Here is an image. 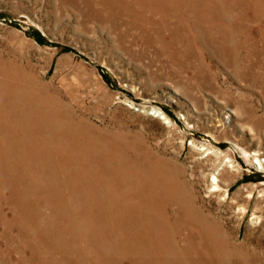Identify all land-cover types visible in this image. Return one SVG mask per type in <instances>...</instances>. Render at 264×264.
I'll use <instances>...</instances> for the list:
<instances>
[{
  "label": "rangeland",
  "instance_id": "rangeland-1",
  "mask_svg": "<svg viewBox=\"0 0 264 264\" xmlns=\"http://www.w3.org/2000/svg\"><path fill=\"white\" fill-rule=\"evenodd\" d=\"M100 1L0 0V70L3 68L12 77L29 73L44 76V81L50 85V93L44 96L50 111L64 116L59 120L56 117L57 125L66 123L70 116L84 117L88 125L114 141L120 158L137 157L149 151L169 159L174 163L172 170H182V178L192 184L197 203L205 205L207 212L214 211L213 215L222 217L234 236L247 239L264 264V0H208L210 3L207 0H134L138 3L131 12L98 15L96 3ZM130 32L132 36L128 35ZM156 110L167 118L157 116ZM0 118L1 141L2 137L10 136V130L17 125ZM85 122L80 125H87ZM17 127L15 136L24 140L29 132ZM82 136L78 137L80 144L79 141H85ZM44 138L56 136L42 129L34 130L33 142ZM41 145L38 142L35 147L38 149ZM13 146L24 156L22 147L17 148L15 143ZM9 150L0 152V264H132L131 252L135 245H140L141 238L132 242L124 240V249L117 245L123 235L128 238V231L120 229L123 218L120 208L124 210L131 201L126 196V186L109 173L112 167L108 161L100 164L94 152L88 156L90 159L86 157L91 160L89 163L96 158L91 164L87 163L86 170L90 173L81 175L83 181H90L91 170L96 167L95 178L116 179L113 190L108 188V192L124 201L100 209V212H108L109 220H114L109 225L111 239L99 230L105 228L104 222L100 223L94 238L92 219H85L87 222L83 224L73 214L88 201L84 196L83 202L77 201L72 188L74 182L69 184L65 180V175H70L63 168L76 166L70 163L78 152H67L65 157L69 161L64 159L65 164L58 153L50 159L39 157L28 162L16 161L13 150L7 154ZM99 164L104 170L100 171ZM46 165H53L52 171L44 169ZM214 171L224 188L219 196L209 187ZM227 191V197L223 198ZM89 194L92 193L85 190L82 195ZM97 197L100 196L95 197L98 202ZM115 225H118L116 230Z\"/></svg>",
  "mask_w": 264,
  "mask_h": 264
},
{
  "label": "bare ground",
  "instance_id": "bare-ground-1",
  "mask_svg": "<svg viewBox=\"0 0 264 264\" xmlns=\"http://www.w3.org/2000/svg\"><path fill=\"white\" fill-rule=\"evenodd\" d=\"M67 1V0H66ZM72 1V0H71ZM84 1V0H83ZM94 1V0H93ZM96 1V0H95ZM136 1V0H135ZM145 1V0H144ZM157 1V0H155ZM195 1V0H194ZM208 1V0H207ZM213 1V0H212ZM211 1V2H212ZM250 1V0H249ZM58 2V0H57ZM65 2V1H64ZM74 2V1H73ZM80 2V1H79ZM141 2V0H140ZM139 2V4H140ZM143 2V1H142ZM160 2V1H159ZM170 2V1H169ZM186 2V1H184ZM183 2V3H184ZM192 2V1H191ZM210 3V1H208ZM232 2V1H231ZM60 3V2H59ZM134 0H102L100 3H96L99 7L97 14L112 13L118 14L119 12L134 10ZM138 3V2H137ZM136 3V4H137ZM156 3V2H155ZM176 3H178L176 1ZM181 3V2H180ZM182 3V4H183ZM200 3V2H199ZM223 3V1H222ZM237 3V2H236ZM243 3V2H242ZM58 4V3H57ZM72 3H69V5ZM75 4V3H74ZM92 4V3H91ZM148 4V3H147ZM174 4V3H173ZM193 4V2H192ZM208 4V3H207ZM226 4V3H225ZM232 4V3H231ZM244 4V3H243ZM55 5V4H54ZM61 5V4H60ZM78 5V4H77ZM81 5V4H80ZM89 5V3H88ZM160 5V4H159ZM166 5V3L164 4ZM212 5V4H211ZM233 5V4H232ZM65 6V5H64ZM96 6V7H97ZM149 6V5H147ZM153 6V5H152ZM156 6V5H155ZM170 6V5H169ZM174 6V5H173ZM172 6V7H173ZM187 6V5H186ZM224 6V5H223ZM226 6V5H225ZM249 6V4H248ZM82 7V6H81ZM93 7V5H92ZM164 7V6H163ZM168 7V6H167ZM177 7V6H176ZM183 7V6H180ZM212 7V6H211ZM228 7V6H226ZM252 7V6H251ZM254 7V6H253ZM252 7V8H253ZM80 8V7H79ZM140 8V6H139ZM145 8V7H144ZM152 8V7H151ZM150 8V9H151ZM157 8V6H156ZM191 8V7H190ZM199 8V7H198ZM219 8V7H218ZM232 8V7H231ZM246 8V7H244ZM243 8V9H244ZM251 8V9H252ZM264 8V7H263ZM262 8V9H263ZM93 9V8H92ZM153 9V8H152ZM151 9V10H152ZM161 9V8H160ZM164 9V8H162ZM185 9V8H184ZM189 9V8H188ZM207 9V8H206ZM212 9V8H211ZM65 10V9H63ZM95 10V9H94ZM97 10V9H96ZM139 10V9H138ZM149 10V9H148ZM155 10V9H154ZM158 10V9H157ZM178 10V9H177ZM180 10V9H179ZM196 10V9H195ZM194 10V11H195ZM199 10V9H198ZM238 10V9H237ZM256 10V9H255ZM58 11V10H57ZM82 11L83 8H82ZM142 11V10H141ZM211 11V10H210ZM209 11V12H210ZM215 11V9H214ZM250 11V10H249ZM86 12V11H85ZM93 12V10H91ZM134 12V11H133ZM163 12V11H161ZM160 12V13H161ZM168 12V11H167ZM188 12V11H187ZM212 12V11H211ZM94 13V12H93ZM126 13V12H125ZM124 13V14H125ZM138 13V12H137ZM150 13V12H149ZM173 13V12H172ZM176 13V12H175ZM202 13V12H200ZM224 13V11H223ZM227 13V12H225ZM255 13V12H254ZM80 14V13H79ZM91 14V13H90ZM121 14V13H120ZM158 14V13H157ZM164 15V13H162ZM184 14V13H183ZM182 14V15H183ZM232 14V13H231ZM250 14V13H248ZM258 14V13H257ZM263 14V13H262ZM88 15V14H87ZM122 15V14H121ZM133 15V13H132ZM140 15V14H139ZM145 15V14H144ZM177 15V14H176ZM175 15V16H176ZM180 15V14H179ZM188 15V14H187ZM208 15V13H207ZM206 15V16H207ZM212 15V14H211ZM226 15V14H225ZM260 15V14H259ZM108 16V15H107ZM117 16V15H114ZM127 16V15H126ZM134 16V15H133ZM152 16V15H151ZM159 16V15H158ZM162 16V15H161ZM189 16V15H188ZM214 16V15H212ZM216 16V15H215ZM219 16V13H218ZM247 16V15H246ZM245 16V17H246ZM99 17V16H98ZM140 17H142L140 15ZM160 17V16H159ZM179 17V16H178ZM221 18V16H219ZM230 17V16H229ZM91 18V17H90ZM100 18V17H99ZM103 18V17H102ZM105 18V17H104ZM111 18H114L113 15ZM110 18V19H111ZM119 18V17H118ZM122 18V17H121ZM125 18V17H124ZM136 18V17H135ZM194 18V17H193ZM211 18V17H210ZM260 18V17H259ZM106 19V18H105ZM131 19V17H130ZM140 19V18H139ZM145 19V18H144ZM150 19V18H149ZM159 19V18H158ZM171 19V18H170ZM173 19V18H172ZM177 19V18H176ZM181 19V18H180ZM186 19V18H185ZM188 19V18H187ZM224 19V18H223ZM248 19V18H247ZM264 19V18H263ZM119 20V19H118ZM137 20V19H135ZM152 20V19H151ZM165 20V19H163ZM192 20V19H191ZM218 20V19H217ZM222 20V19H220ZM227 20V19H226ZM242 20V19H241ZM251 20V19H250ZM248 20V21H250ZM117 21V20H116ZM138 21V20H137ZM146 21V20H145ZM176 21V20H175ZM186 21V20H185ZM184 21V23H185ZM202 21V20H201ZM229 21V19H228ZM259 21V20H258ZM93 22V21H92ZM111 22V21H110ZM125 22V21H124ZM135 22V21H134ZM153 22V21H152ZM171 22V21H170ZM179 22V21H178ZM177 22V23H178ZM204 22V21H202ZM201 22V23H202ZM214 22V21H213ZM225 22V20H224ZM237 22V21H236ZM255 22V21H254ZM257 22V21H256ZM116 23V22H114ZM137 23V22H136ZM159 23V22H158ZM211 23V22H210ZM249 23V22H248ZM140 24V23H139ZM151 24V21H150ZM172 24V23H170ZM175 24V23H174ZM172 24V25H174ZM180 24V23H179ZM178 24V26H179ZM190 24V23H189ZM200 24V23H199ZM217 24V23H215ZM228 24V23H226ZM232 23H230L231 25ZM263 24V23H262ZM111 25V24H110ZM119 25V23H118ZM147 25V24H146ZM156 25V24H155ZM176 25V24H175ZM196 25V24H195ZM244 25V24H243ZM104 26V25H102ZM117 26V25H116ZM122 26V24H121ZM128 26V25H127ZM152 26V25H151ZM167 26V25H166ZM165 26V27H166ZM169 26V25H168ZM186 26V25H185ZM190 26V25H189ZM197 26V25H196ZM195 26V27H196ZM206 26V25H205ZM204 26V27H205ZM210 26V25H209ZM224 26H226L224 24ZM250 26V25H249ZM254 26V25H253ZM252 26V27H253ZM123 27V26H122ZM130 27V26H129ZM138 27V26H135ZM146 27V26H144ZM148 27V26H147ZM164 27V26H163ZM176 27V26H175ZM181 27V26H180ZM188 27V26H187ZM193 27V26H192ZM236 27V26H235ZM111 28V27H110ZM141 28V27H140ZM178 28V27H177ZM191 28V27H189ZM203 28V27H202ZM212 28V27H211ZM225 28V27H224ZM228 28V27H227ZM246 28V27H245ZM262 28V27H261ZM114 29V28H113ZM124 29V28H123ZM122 29V31H123ZM126 29V26H125ZM129 29V28H128ZM127 29V30H128ZM135 29V28H134ZM151 29V28H150ZM155 29V27H154ZM176 29V28H175ZM207 29V28H206ZM205 29V31H206ZM230 29V28H229ZM233 29V28H232ZM259 29V28H258ZM136 30V29H135ZM139 30V29H138ZM147 30V29H146ZM174 30V29H173ZM178 29H176L177 31ZM192 30V29H191ZM199 30V29H198ZM201 30V29H200ZM211 30V29H210ZM213 30V28H212ZM211 30V31H212ZM237 30V29H236ZM241 30V29H240ZM114 31V30H113ZM116 31V30H115ZM121 31V32H122ZM132 31V29H131ZM141 31V29H140ZM148 31V30H147ZM155 31V30H154ZM161 31V30H160ZM159 31V32H160ZM171 31V30H170ZM179 31V30H178ZM186 31V30H185ZM208 31V30H207ZM210 31V32H211ZM220 31V30H218ZM239 31V30H238ZM253 31V30H252ZM257 31V30H256ZM134 32V31H133ZM133 32L128 35L133 34ZM143 32V31H142ZM151 32V31H150ZM149 32V33H150ZM174 32V31H173ZM182 32V31H181ZM189 32V31H188ZM187 32V33H188ZM194 32V31H191ZM215 32V31H214ZM221 32V31H220ZM227 32V31H226ZM250 32V31H249ZM127 33V32H126ZM207 33V32H206ZM209 33V32H208ZM213 33V32H212ZM216 33V32H215ZM232 33V32H231ZM248 33V32H247ZM145 34V33H144ZM148 34V33H147ZM152 34V33H151ZM160 34V33H159ZM166 34V33H165ZM176 34H178L176 32ZM183 34V33H182ZM244 34V33H243ZM141 35V33H140ZM143 35V34H142ZM162 35V34H161ZM170 35V34H168ZM173 35V34H172ZM212 35V34H211ZM218 35V34H217ZM236 35V34H235ZM125 36V35H124ZM132 36V35H131ZM138 36V35H137ZM156 36V35H155ZM182 36V35H181ZM185 35H183L184 38ZM201 36V35H200ZM222 36V35H221ZM151 37V35H150ZM162 37V36H161ZM168 37V36H167ZM174 37V36H173ZM178 37V36H177ZM208 37V36H207ZM233 37V35H232ZM256 37V36H255ZM155 38V37H154ZM176 38V37H175ZM182 38V39H183ZM188 38V37H187ZM196 38V37H195ZM202 38V36H201ZM204 39L206 37H203ZM215 38V37H214ZM118 39V38H117ZM124 39V38H123ZM166 39V38H165ZM171 39V37H170ZM191 39V38H189ZM227 39V38H226ZM251 39V38H250ZM259 39V38H258ZM257 39V40H258ZM120 40V39H119ZM135 39L133 38L132 41ZM158 40V39H157ZM162 40V39H161ZM167 40V39H166ZM188 40V39H185ZM197 40V39H196ZM213 40V39H212ZM219 40V39H218ZM225 40V39H224ZM249 40V39H248ZM156 41V40H155ZM165 41V40H164ZM170 41V40H169ZM173 41V40H172ZM178 41V40H177ZM183 41V40H182ZM192 41V40H191ZM207 42V40H205ZM250 41V40H249ZM262 41V40H261ZM119 42V41H118ZM129 42V41H128ZM136 42V41H135ZM167 42V41H166ZM175 42V41H174ZM186 42V41H185ZM209 42V41H208ZM211 42V40H210ZM232 42V41H231ZM237 42V41H236ZM253 42V41H252ZM251 42V43H252ZM260 42V41H258ZM257 42V44H258ZM127 43V42H126ZM160 43V42H159ZM173 43V42H172ZM178 43V42H177ZM176 43V44H177ZM254 43V42H253ZM157 44V43H156ZM169 44V42H168ZM195 44V43H194ZM231 44V43H230ZM227 43V45H230ZM256 44V45H257ZM264 44V43H263ZM124 45V44H123ZM122 45V46H123ZM138 45V44H137ZM153 45V44H152ZM166 45V44H165ZM171 45V43H170ZM182 45V44H181ZM214 45V44H213ZM216 45V44H215ZM226 45V43H225ZM161 46V45H160ZM164 46V45H163ZM173 46H176L173 44ZM188 46V44H187ZM207 46V45H206ZM217 46V45H216ZM215 46V47H216ZM221 46V45H220ZM253 46V45H252ZM264 46V45H263ZM131 47V46H130ZM178 47V46H176ZM191 47V46H190ZM229 47V46H228ZM232 47V46H231ZM236 47V46H235ZM158 48V47H157ZM160 48V47H159ZM164 48V47H163ZM166 48V47H165ZM171 48V47H170ZM169 48V49H170ZM179 48V47H178ZM196 48V47H195ZM207 48V47H206ZM210 48V47H209ZM218 48V47H217ZM225 48V47H224ZM237 48V47H236ZM240 48V47H239ZM242 48V47H241ZM253 48V47H252ZM131 49V48H130ZM168 49V48H167ZM208 49V48H207ZM216 49V48H215ZM219 49V48H218ZM157 50V49H156ZM161 50V49H160ZM174 50V49H173ZM194 50V49H193ZM209 50V49H208ZM224 50V49H223ZM229 50V49H228ZM257 50V49H256ZM130 51V50H129ZM147 51V50H146ZM145 51V52H146ZM149 51V50H148ZM158 51V50H157ZM163 51V49H162ZM180 51V50H179ZM189 51V49H188ZM197 51V50H196ZM231 51V49H230ZM262 51V50H261ZM164 52V51H163ZM167 52V51H166ZM170 52V51H169ZM213 52V51H212ZM216 52V51H215ZM219 52V51H217ZM165 53V52H164ZM163 53V54H164ZM178 53V52H177ZM184 53V52H183ZM188 54V52H186ZM192 53V52H191ZM202 53V52H201ZM206 53V52H204ZM214 53V52H213ZM230 53V52H229ZM145 54V53H144ZM147 54V53H146ZM170 54V53H169ZM174 54V53H173ZM179 54V53H178ZM177 54V55H178ZM181 54V53H180ZM223 54V52H222ZM236 54V53H235ZM258 54V53H257ZM167 55V54H166ZM165 55V56H166ZM186 55V54H185ZM197 55V54H196ZM202 55V54H201ZM230 55V54H228ZM256 55V54H255ZM180 56V55H179ZM190 56V55H189ZM207 56V55H204ZM215 56V55H214ZM262 56V54H261ZM264 56V55H263ZM181 57V56H180ZM228 57V56H227ZM177 58V57H176ZM191 58V56H190ZM189 58V59H190ZM203 58V57H202ZM226 58V57H225ZM158 59V58H157ZM168 59V58H167ZM186 59V57H185ZM219 59V58H218ZM229 59V58H228ZM172 60V59H171ZM191 60V59H190ZM233 60V59H232ZM242 60V59H241ZM192 61V60H191ZM205 61V60H204ZM236 61V60H235ZM260 61V60H258ZM182 62V61H181ZM180 62V63H181ZM202 62V61H201ZM224 62V61H223ZM185 63V62H184ZM208 63V62H207ZM226 63V62H225ZM229 63V62H228ZM175 65V64H174ZM205 65V64H204ZM264 65V64H263ZM2 66V64H1ZM201 66V65H200ZM212 66V65H211ZM235 66V65H234ZM259 66V65H258ZM204 67V66H203ZM238 67V66H237ZM172 68V66H171ZM180 68V67H179ZM182 68V67H181ZM6 69H9L6 68ZM12 69V68H11ZM186 69V68H185ZM189 69V68H188ZM203 69V68H202ZM263 69V68H262ZM183 70V69H182ZM181 70V71H182ZM196 70V69H195ZM206 70V69H205ZM10 71V70H9ZM174 71V70H173ZM201 71V70H200ZM208 71V69H207ZM249 71V69H248ZM21 72V71H20ZM23 72V71H22ZM21 72V73H22ZM189 72V70H188ZM191 72V71H190ZM14 73V72H13ZM12 73V74H13ZM19 73V72H18ZM17 73V74H18ZM27 73V72H26ZM198 73V72H197ZM205 73V72H204ZM177 74V72H176ZM208 74V73H207ZM215 74V73H214ZM212 74V75H214ZM245 74V73H244ZM243 74V75H244ZM30 75V73H29ZM21 75L12 77V75L3 68L0 70V116L7 121L14 122V125H19V129L25 134L24 140L22 137H16L17 126L10 130L11 135L2 137L0 141V152L7 149L9 153H15L16 161H35L39 157L45 160L47 157L50 159L54 153H58L62 157V161L66 164L69 161L66 158V153L70 150L77 151L78 155L74 161H71L70 165H76L75 167H64L66 172L70 176L65 175L67 183H73L74 195L77 201L83 202V196L88 203H83L73 211L74 218L86 223L87 220L92 219L91 227H93V237L98 234V227L100 223L106 224L104 229H100L107 238H110L111 220L108 219V212H100V209L109 206L113 203L124 202L118 198L115 194L108 192V188L113 190L114 183L117 180L108 178L104 180V176L95 178L97 169L91 170L90 181L86 182L82 180L81 175L90 173L87 169V163L91 160V156L94 152L97 157L100 158V164H103L106 160L111 165L109 173L111 176L118 177L124 186H126V196L131 201L130 204L123 210L122 223H120V229L122 231H128V238L123 235L117 242L119 247H125L124 240L134 241L136 238H141L140 245H135L130 255L129 260L132 264H261V259L258 258L254 246L249 244L248 240H242L239 236H234L232 232L225 225L222 217L218 218L211 212H207L205 205L197 203L194 196V189L190 182H187L182 178V170H172V165L169 159L164 158L158 154L146 151V154L139 153L137 157H118V152L114 141L105 138L100 130L90 124L84 117L74 118L70 116L71 122L56 124L57 118L64 119L61 114L53 115L54 112L50 111L48 100L46 101L44 96L47 94L50 85L44 81V76L40 74ZM174 75V74H173ZM203 75V73H202ZM211 75V76H212ZM251 75V74H250ZM253 75V73H252ZM182 76V75H181ZM190 76V75H189ZM184 77V76H183ZM198 77V76H197ZM188 78V77H187ZM193 78V77H192ZM254 78V77H253ZM184 79V78H182ZM213 79V78H211ZM194 80V79H193ZM201 80V79H200ZM204 81V79H203ZM254 81V80H253ZM252 81V82H253ZM183 82V81H182ZM262 82V81H261ZM217 84V83H216ZM208 85V84H207ZM255 85V84H254ZM217 86V85H216ZM213 87V86H212ZM216 88V87H215ZM50 93V92H48ZM54 95V94H53ZM48 98V97H47ZM52 99H50L51 101ZM53 101V100H52ZM59 102V101H58ZM57 105V104H56ZM59 107V105H58ZM56 108V106H55ZM59 109V108H58ZM56 110V109H54ZM68 112V110H67ZM66 113V112H65ZM69 113V112H68ZM3 114V115H2ZM73 114V113H72ZM157 116L161 118H167L159 110H156ZM66 115V114H65ZM69 115V114H68ZM57 117V118H56ZM66 119H68L66 117ZM1 120V118H0ZM56 120V122H55ZM86 121V122H85ZM169 121V120H167ZM83 122L87 125H80ZM2 123V122H1ZM6 124V123H5ZM2 127V125H0ZM12 127V126H10ZM43 130L46 134H53L56 138H44L33 142L34 130ZM4 130V129H3ZM7 131V130H6ZM106 131V130H105ZM104 131V132H105ZM2 132V131H1ZM4 133V132H3ZM36 133V132H35ZM110 133V132H109ZM19 134V133H18ZM45 134V133H44ZM1 135V134H0ZM83 135L85 141L81 144L78 143V137ZM50 136V135H49ZM81 137V138H82ZM17 138V139H15ZM77 138V142L75 141ZM8 139V140H7ZM42 143L37 149L35 144ZM122 142V141H121ZM17 144L18 147L24 149V156L18 151L13 149V144ZM119 146V145H118ZM16 148V149H17ZM128 148V147H127ZM21 149V148H20ZM19 149V150H20ZM79 150V151H78ZM83 151V153H81ZM141 151V150H139ZM4 153V152H3ZM131 153V152H130ZM155 153V152H154ZM134 154V153H133ZM68 155V154H67ZM2 156V155H1ZM22 156V157H21ZM122 156V155H121ZM6 157V156H5ZM88 157V159L86 158ZM10 158V157H9ZM14 158V157H13ZM47 159V160H48ZM96 159V158H95ZM95 159L93 161H95ZM1 160V159H0ZM60 160V159H59ZM3 161V160H2ZM7 161V160H6ZM12 161V160H11ZM92 161V162H93ZM9 162V161H8ZM61 162V161H59ZM91 162V163H92ZM14 163V162H13ZM18 163V162H17ZM25 163V162H24ZM23 163V164H24ZM42 163V162H41ZM89 163V164H91ZM95 163V162H94ZM227 163V162H226ZM8 164V163H7ZM32 164V163H31ZM54 164V163H53ZM97 166L101 170L104 167ZM22 165V164H20ZM42 165V164H41ZM45 165V163H44ZM16 167V166H15ZM21 167V166H20ZM94 167V166H93ZM14 168V167H13ZM17 168V167H16ZM22 168V167H21ZM26 168V167H25ZM19 169V168H18ZM24 169V168H23ZM28 169V168H27ZM44 169L52 171L53 165H46ZM1 170V169H0ZM7 170V168H6ZM10 170V169H9ZM22 170V169H21ZM99 170V169H98ZM4 171V170H3ZM44 171V170H43ZM7 172V171H6ZM11 172V171H10ZM36 172V171H35ZM40 172V171H39ZM219 172V170H218ZM76 176H75V174ZM95 173V175H93ZM42 174V173H41ZM62 174V173H61ZM63 175V174H62ZM101 175V174H100ZM212 179L210 180L209 187H212L220 195V191L223 188L220 183V177L217 172H212ZM15 176V175H14ZM86 176V175H85ZM13 177V176H12ZM27 177V176H26ZM73 177V181H71ZM3 178V177H2ZM8 178V177H7ZM16 178V177H15ZM42 178V177H41ZM49 178V177H48ZM57 178V177H56ZM103 178V179H102ZM7 180V179H6ZM4 180V181H6ZM30 180V179H29ZM33 180V179H32ZM85 180V179H84ZM104 180V181H102ZM119 180V181H120ZM10 181V180H9ZM8 181V182H9ZM21 181V180H20ZM14 182V181H13ZM28 182V181H27ZM43 182V181H42ZM47 182V181H46ZM56 182V181H55ZM65 182V181H64ZM2 183V182H1ZM12 183V182H11ZM32 183V182H31ZM69 183V184H70ZM42 184V183H41ZM52 184V183H51ZM63 184V183H62ZM87 184V188L85 187ZM9 185V184H8ZM11 187L13 184H10ZM37 185V184H36ZM45 186V185H44ZM37 187V186H36ZM39 187V186H38ZM123 187L121 189H123ZM15 188V187H14ZM84 188V190H83ZM107 188V189H106ZM120 187H118V190ZM24 189V188H23ZM49 189V188H48ZM35 190V189H34ZM87 190L89 195H82ZM5 191V190H4ZM7 191V190H6ZM22 191V190H21ZM57 191V190H56ZM27 192V191H26ZM30 192V191H29ZM40 192V191H39ZM64 192V191H63ZM12 193V192H11ZM18 193V192H17ZM44 193V192H43ZM40 193V194H43ZM123 193V190L120 192ZM227 192L224 193V197H227ZM6 194V193H5ZM46 194V193H45ZM70 194V193H69ZM97 194L100 197L98 202L96 200ZM28 195V194H27ZM30 195V194H29ZM56 195V194H55ZM63 195V194H62ZM96 195V196H95ZM123 195V194H122ZM73 196V195H72ZM13 197V196H12ZM22 197V196H21ZM27 197V196H26ZM4 198V197H3ZM32 198V197H31ZM65 198V197H64ZM74 198V197H72ZM36 200V199H35ZM51 200V199H50ZM15 202V201H14ZM26 202V201H25ZM39 202V200H38ZM18 203V202H17ZM21 203V202H20ZM54 203V202H53ZM63 203V202H62ZM70 203V202H69ZM49 204V203H48ZM126 204V203H125ZM18 205V204H17ZM75 205V203H74ZM115 205V204H114ZM37 206V205H36ZM50 206V205H49ZM233 206V204H232ZM242 207V206H241ZM42 208V207H41ZM44 209V208H43ZM65 209V208H64ZM117 209V208H116ZM218 209V208H217ZM240 209V208H239ZM35 210V209H34ZM42 210V209H41ZM73 210V209H72ZM234 210V209H233ZM47 211V210H46ZM71 211V210H69ZM38 212V211H37ZM16 213V212H15ZM41 213V212H40ZM113 213V212H112ZM48 214V213H47ZM218 214V213H217ZM65 215V214H64ZM56 216V215H55ZM103 216V217H102ZM113 216V215H112ZM8 217V216H7ZM14 217V216H13ZM24 217V216H23ZM26 217V216H25ZM40 217V216H39ZM70 217V216H69ZM73 217V216H72ZM256 217V216H255ZM48 218V217H47ZM55 218V217H54ZM20 219V218H19ZM59 219V217H58ZM82 219V220H81ZM111 219V218H110ZM15 220V219H14ZM74 220V219H73ZM117 220V219H115ZM225 220V219H224ZM256 220V219H255ZM111 221V222H110ZM5 222V221H4ZM20 222V221H19ZM54 222V221H53ZM77 222V221H76ZM90 222V221H89ZM116 223V222H115ZM114 223V224H115ZM43 224V223H42ZM82 224V223H81ZM28 225V224H27ZM47 225V224H46ZM78 225V224H77ZM89 225V223H88ZM55 226V225H54ZM48 227V226H47ZM63 227V226H62ZM85 227V226H84ZM25 228V227H24ZM35 228V227H34ZM75 228V227H74ZM115 230L118 225H115ZM251 228V227H250ZM9 229V228H8ZM52 229V228H51ZM57 229V228H56ZM59 229V228H58ZM57 229V230H58ZM78 229H81V225H78ZM91 229V230H92ZM35 230V229H34ZM44 230V229H43ZM75 230V229H74ZM33 231V230H32ZM48 231V230H47ZM50 231V230H49ZM48 231V232H49ZM55 231V230H54ZM99 231V232H100ZM107 231V232H106ZM255 231V230H254ZM64 232V231H63ZM121 232V231H120ZM253 232V231H252ZM50 233V232H49ZM66 233V232H65ZM87 233V231H86ZM262 233V232H261ZM79 234V233H78ZM77 234V235H78ZM84 234V233H83ZM34 235V234H33ZM113 235V234H112ZM63 236V235H62ZM75 236V235H74ZM101 236V235H100ZM116 236V235H115ZM249 236V235H248ZM72 237V236H71ZM119 237V235H118ZM56 238V237H55ZM93 238V239H94ZM105 238V239H107ZM34 239V238H33ZM49 239V238H48ZM80 239V238H79ZM111 239V238H110ZM254 239V238H253ZM64 240V239H63ZM76 240V239H75ZM116 240V239H115ZM38 241V240H37ZM36 241V242H37ZM44 241V240H43ZM46 241V240H45ZM66 241V240H65ZM89 241V239H88ZM94 239V243H95ZM117 241V240H116ZM253 241V240H252ZM50 242V241H49ZM92 242V241H91ZM105 241H103L104 243ZM55 243V242H54ZM81 243V241H80ZM85 243V242H84ZM87 243V242H86ZM45 243H43L44 245ZM73 244V243H72ZM106 244V243H105ZM113 244V243H112ZM136 244V243H135ZM75 245V244H74ZM96 245V244H95ZM38 246V245H37ZM45 246V245H44ZM82 246V245H81ZM87 246V244H86ZM98 246V245H97ZM113 246V245H112ZM258 246V245H257ZM39 247V246H38ZM51 247V246H50ZM130 247V246H129ZM47 248V247H46ZM77 248V247H76ZM75 248V249H76ZM86 248V247H85ZM131 248V247H130ZM33 249V248H32ZM48 249V248H47ZM52 249V248H51ZM107 251H110L109 245L106 244ZM79 250V249H78ZM96 250V249H95ZM126 250V249H125ZM260 250V249H259ZM43 251V250H42ZM59 251V250H58ZM263 251V250H262ZM46 252V251H45ZM51 252V251H50ZM97 252V251H96ZM103 252V251H102ZM117 252V251H116ZM264 252V251H263ZM44 253V252H43ZM91 253V252H90ZM125 253V252H124ZM146 253V255H143ZM36 254V253H35ZM60 254V253H59ZM67 254V253H66ZM118 254V253H117ZM152 256V259H147V255ZM260 254V253H259ZM44 255V254H43ZM56 255V254H55ZM100 255V254H99ZM126 255V254H125ZM31 256V255H30ZM41 256V255H40ZM51 256V255H50ZM62 256V255H61ZM87 256V255H86ZM46 257V256H45ZM72 257V256H71ZM76 257V256H75ZM88 257V256H87ZM103 257V256H102ZM111 257V256H110ZM42 258V257H41ZM40 258V260H41ZM77 258V257H76ZM97 258V257H96ZM24 259V257H23ZM80 259V258H79ZM82 259V258H81ZM102 259V258H101ZM47 260V259H46ZM84 260V259H83ZM98 260V259H96ZM128 260V261H129ZM95 261V259H94ZM124 261V260H123ZM39 262V260H38ZM93 262V261H92ZM100 262V261H99ZM47 263V262H46ZM45 263V264H46ZM63 263V262H62ZM85 263V262H84ZM105 263V261H104ZM123 263V262H122ZM43 264V263H42ZM94 264V263H93ZM96 264V263H95ZM103 264V262H102ZM117 264V263H116ZM129 264V263H128ZM131 264V263H130Z\"/></svg>",
  "mask_w": 264,
  "mask_h": 264
}]
</instances>
